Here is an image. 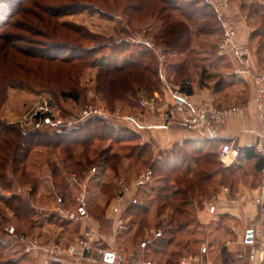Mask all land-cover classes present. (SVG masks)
<instances>
[{"label":"crops","instance_id":"0c3cea01","mask_svg":"<svg viewBox=\"0 0 264 264\" xmlns=\"http://www.w3.org/2000/svg\"><path fill=\"white\" fill-rule=\"evenodd\" d=\"M229 16L236 22L239 43L247 45L251 50L252 69L264 71V0H242L237 7L231 6ZM212 49L192 40L188 50L180 51V65L171 64V67L173 72L180 67V89L192 104L201 105L208 102L224 109L245 107L243 114L231 116L222 125L220 140L231 144L234 149L230 163L222 165L223 168L247 167L251 161L246 158L244 149L256 150L258 143L264 146V114L256 99L252 78L234 72L240 66L238 60L234 57L220 56L217 49L216 52H210ZM188 52L202 63L196 73L192 72L189 64L182 59ZM186 72H190L191 75L188 76ZM220 81L224 84L217 87ZM155 93H161L163 102L158 105L159 109H165L172 102L170 95L161 91ZM133 110L136 114L140 113L137 105ZM142 122L149 128L136 133L141 137L143 144H151L154 155L170 150L177 143L199 140L195 133L181 127L165 129L159 116L151 117L145 114ZM70 161L73 162L72 159L65 160L62 163L58 162L56 166L64 171L66 163ZM121 161L118 164L120 173L124 171V165L135 164L134 159L127 156H123ZM71 166H74V163ZM61 175L68 186L65 192L57 189L51 173L39 177V186L34 194L23 190L17 193L28 199L35 210L29 218L13 217L17 228L32 233L31 237L27 236V233L24 235L19 233L16 236L17 244H20L23 250L19 253L21 257L12 258L17 260L18 264H122L119 256L133 251H142L144 260L150 264H181V259L191 255L196 257L197 261H190L188 264H255L254 245L247 243V233L253 230L252 226L259 217V210L251 202L229 204L228 195L222 190L218 192L220 201L214 206L209 202L194 201L192 212L196 211L194 213L196 222L175 233L174 241L160 249L161 252L157 254L155 245L159 240L153 236L151 240L148 239L147 230L152 227L160 228L162 222L170 219L171 208L167 207L162 213H158L157 205L151 204L148 225L140 227L137 216L128 213L130 208L149 203L153 199L154 192L151 189L156 187L155 181L142 184L135 181L137 174H134L130 179L134 183L132 190L122 200L118 198L116 185L110 182L108 172L95 171L86 184L89 185L88 208L82 210L74 201V192L78 185L72 181L70 174L61 172ZM120 175L124 176L122 173ZM218 177L219 175H216L215 179ZM259 183L257 186H250L243 180H237L231 187L224 186L221 189L228 188L231 194L240 193L251 200L258 196L261 184ZM60 208L78 211L82 219L79 221L66 219L60 213ZM89 230L97 234L102 246L117 251L119 256L113 263H107L105 258L95 253L83 260H74L67 256L55 257L44 254L36 248L28 250L32 245L49 243L51 240L72 244ZM10 231L9 237L16 233V226L13 225ZM176 255L180 257V261L175 260Z\"/></svg>","mask_w":264,"mask_h":264},{"label":"rangeland","instance_id":"374dc122","mask_svg":"<svg viewBox=\"0 0 264 264\" xmlns=\"http://www.w3.org/2000/svg\"><path fill=\"white\" fill-rule=\"evenodd\" d=\"M107 1L109 2H107V6L104 5L101 8L109 11V13L111 14H115L113 17L109 16V14H107V16L102 15L100 11L93 8L89 12L78 13L59 19L62 23H68L67 27H61L59 22L57 24V28L56 23L58 20L48 17L45 12L48 7L60 6L62 5V3H68L65 0H29L27 1V3L25 2V4L22 6L25 10V13H21L16 16L12 13L14 15L13 18H6V21L9 22L6 26L2 28V30L0 31V35L3 34L13 36L14 38H12V42L10 43L0 40V53L2 54V52H5V56L7 53H11V55L14 54L15 57L19 59V64H4V66L8 67L9 70L11 69V67H13L15 79H18V81H23V83L20 84V89L10 90L6 94V96H4L6 100L2 105H0V119L3 122L17 126L19 128L20 125L23 126L25 124H28L25 121V118L34 109L33 107L36 103L37 97L39 95L52 94L55 98L53 97L51 99L54 100V102L57 104L58 109L61 111V115L63 117L74 116L78 118L80 112L83 109L87 107H93L95 109L103 110L104 112L108 113L109 116L104 119H106L109 124L115 125L116 127H126L129 130L133 131L127 124L120 120V117L136 114L133 108L135 105L138 106L140 97L142 95L145 97H151L153 95L148 96L146 94L140 93L136 98H132L131 96L128 97L127 95L128 101L117 102L115 105L111 104L109 100L105 99V95L97 93V88L100 83H103V86L106 87L108 90H111L112 87L110 85L111 81H108L107 78L103 77V72L100 71V64L97 63L99 64L97 65L96 61H101V66L104 67V69L106 68L112 71L120 69L123 67L124 63L129 60L131 53H137L140 50V46L150 50L154 54V69L158 71V80H160L158 91H162L163 88V83L160 79L161 71H164L165 75L168 77V80L171 81L175 86H180V67L176 72L174 71L175 73L173 72V68L171 67V64L179 63L180 65V52H168L164 48V46L155 41V38L161 33L162 29L168 22L171 23L185 20L183 15L180 12L172 11L170 9H168L167 11H161V9H159V11L153 12L152 15L149 16L135 15L134 19L131 20L127 18V16L125 17L122 14V12L124 11V7L126 6V1L122 0L120 5L115 4V0ZM173 1V3H176L178 5L186 3L184 2L185 0ZM205 1L207 2V0ZM241 1L242 0H229V8L227 9L228 18L236 27V29V22L230 18L229 13L231 10V6L234 5L237 7L241 3ZM14 4L15 3H13V5ZM212 9L214 8L212 7ZM254 10L255 9L252 7V11ZM43 16L47 18L46 20L48 21V23L46 21V23H42L40 21ZM118 22H121V25H118ZM190 26L191 31L193 32V36L191 35L192 40H196L200 45H207L212 47L213 49L210 50V52H216L218 50V46L222 38L220 39V26L215 18H212L210 20H199L197 21V23H190ZM198 28L201 30L209 29L210 31H212V33L208 35H198L196 34V29ZM81 29H83V31H80ZM123 30H125V33L122 34ZM56 41L69 43L70 45L67 48L68 50L59 49L58 51H56L54 49V51L49 52L50 54H59L60 57H67L71 55L75 58L84 59H81L76 62H71V64L69 65L64 63H49L43 60L29 59L28 57L21 56L20 53H15L14 50L15 48L29 49L30 47H34L32 49H35L37 52H40L41 50L39 49H50V47L54 45ZM144 41H150L153 44L155 50H152L145 46ZM122 42L124 44L131 45V52H126L120 55H113V47L121 44ZM182 59L183 61H185V63L189 64V68L194 73H196L199 67L202 65L200 61L196 60L197 58H195L193 54H191V52L186 53V55ZM93 63L95 66H92ZM38 68L39 72L35 70ZM4 72H6V70H4ZM187 75H191L190 72H188ZM121 81H123L122 78ZM121 81L118 78L113 87L117 86V88L123 89L122 86L124 83H122ZM154 83L157 82L155 81ZM70 91H77L80 94V103H75L71 99H66L62 96L63 93H68ZM86 122H80L77 126ZM44 129L55 131L53 128ZM91 144L92 146L88 148V150H85L83 147L73 148L70 151H65L63 147L57 150H48L43 148L35 149L31 153L30 158L28 159L24 169L21 170L23 172H20L18 176L16 173L14 174V171L12 169L13 162L11 157L7 156L8 151H6L5 149H0V162L7 163L8 161H10V163L8 162V166L7 168H5V170H0V175H4V173H6L7 178L4 180L13 181V183H11L12 187L9 190H0V194L4 199L0 200V241H2V243L7 247L5 251H1L3 255L2 261H10V263L13 264L12 258L21 257L19 253L23 250L21 249L20 244H17L16 238L19 233L21 235L27 233V236H32V233H30L29 230L17 228V225L13 219V217H16V214L5 205L6 202L9 201L12 196H15L18 192H21L22 190L26 191V193L31 194V188L33 187L34 182L37 181L39 177L51 175L52 166L57 165L58 162L62 163L65 160L68 161L69 158L73 160V162H65L66 168L64 169V171H62V169H60V171L67 173L68 175L70 174L72 181L78 185V189L74 192V201L75 196H77L81 192L82 188L84 189V187H86L88 202L89 185H86L88 184L87 182L90 181L91 175L95 171L97 173H102V171H104V169L101 168V166H103L102 164L104 162V157H111L113 155H118L119 159L112 158L108 162V165H104L106 167L104 173L107 171L109 179L111 178L110 182H113L116 185V194L118 195L119 199L123 200L131 192L134 183H132L130 179L133 178L134 174H137V179L135 181L138 182L141 180L142 176L148 171L152 172V181H155L156 186L158 188H171L172 183L174 185H177L174 188L180 187L182 180L180 175H168L167 172L164 173L162 171L161 166L158 163H155V161L159 159L160 156H163V158L166 157L167 155H164L165 153H161L162 155H145V158L143 160L134 158L135 164L132 163L127 166H123L124 171L121 173L126 177L120 175V167L118 164L122 162L121 158L127 155L130 156L131 153H134L133 155L138 156L139 153L143 152V148L146 147V144H143L141 140L128 142L125 144L114 143L111 140H99L93 141ZM139 160H141L140 163L138 162ZM73 163L74 166H71L73 165ZM217 164L218 165L216 166V168H211L210 171L223 172V166L219 163L218 160ZM83 165L86 167V169L85 167H83ZM238 167V171L234 175L235 179L234 177H229L225 181L222 180L221 177L216 178L214 182L212 181L211 183L213 191L210 192L208 190L209 193H205V190L207 189H201L199 192L200 195L195 200L200 203H202L203 201H205L206 203H210V201L214 199L218 200V192L224 190L221 188H223L224 186L231 187V185L235 184L237 180H243L247 182V184H249L250 186H257L258 182L261 183L262 175L258 174L255 171L253 164L247 167ZM24 173H26L25 176L27 175L26 179H23V177H21V175H23ZM227 173L228 172H225L224 174ZM165 175L168 176V179L164 181L161 180L163 177H166ZM74 177H76V181L74 180ZM62 179L63 178L60 177L57 178L58 184H64V182L61 181ZM120 182L128 185V191H126L125 194L121 192L122 185L120 184ZM182 184H184V186L187 185L186 183ZM57 189L59 191L62 190L59 188ZM172 189L173 188H171V190ZM236 194L241 195L240 193H235V195ZM231 195L233 197L235 196L234 194ZM182 199L183 198L181 197L180 201L176 204V206L179 207L181 211H185L186 206L181 203ZM230 199L231 197L228 196V202H230ZM14 201L12 200V204H14L15 206L18 205V202ZM159 206H157L158 213L160 212ZM62 210L69 211L68 209L60 208L61 214ZM70 212L76 214L78 213V211ZM195 212L196 211H194L193 213L188 212L184 218H180V221H194L193 217H195ZM81 219H78L77 221ZM148 219V214L140 216L139 220L141 225H139V227L143 225L147 226ZM258 220L259 217L254 222L252 229H255ZM168 221L169 219L166 220V224L168 223ZM13 225L16 226V235L13 234V236L9 237L8 235H10V230ZM155 228L156 227H152L147 230L148 239L151 240L152 236L155 237V231H161L163 233V229L161 227L156 229ZM88 233H91V235L94 236V239L96 241L98 240L97 234L94 231L89 230ZM44 244H60L62 246L69 245L60 243L59 241L56 242L54 240H51L49 243L47 242ZM96 244L102 246L99 241ZM115 252L117 253V251ZM136 252L141 253L144 257L142 251H133L124 256H119V254H117L119 258L121 257L122 259H124L125 257L128 258L130 255ZM192 256L193 255L187 257ZM175 260L180 261V257H176Z\"/></svg>","mask_w":264,"mask_h":264},{"label":"trees","instance_id":"16d2710c","mask_svg":"<svg viewBox=\"0 0 264 264\" xmlns=\"http://www.w3.org/2000/svg\"><path fill=\"white\" fill-rule=\"evenodd\" d=\"M27 1L29 0H0V31L9 22L6 21V18L11 19L14 17L13 14H15L16 16L21 13H25V10L22 6L25 4V2L27 3ZM65 1L68 3H62V5L60 6L48 7L45 10L48 17L58 20L56 23V27L60 22L59 19L78 13L89 12L93 8L100 11V13L105 16H107V14H109V16L111 17L115 15L101 8L104 5L107 6V0ZM123 1H126V6L124 7V11L122 12V14L125 17L127 16V18L131 20L134 19L135 15L149 16L152 15L153 12L159 11V9H161V11H167L168 9H170L172 11L180 12L183 15L185 20L171 23L168 22L162 29L161 33L155 38V41L164 46V48L168 52L186 51L190 48V46L192 45L191 35L193 36L190 23H197V21L199 20H210L212 18H215L220 26V39L222 38L223 30L218 15L205 0H185L184 2L186 3H183L182 5L173 3V0ZM114 2L115 4L120 5L122 0H115ZM13 3L15 4L13 5ZM46 19L47 18L43 16L40 21L42 23H48ZM59 24L61 27L68 26V23L65 22H60ZM118 25H121V22H118ZM196 30V34L198 35H208L212 33V31H210L209 29L201 30L198 28ZM80 31H83V29H81ZM123 33H125V30L122 31V34ZM12 38L14 37L3 34L0 35V40L7 43L12 42ZM69 45V43L56 41L55 44L50 47V49H39L41 50L40 52L32 49L34 47H30L29 49H16L14 47V50L15 53H20L21 56L28 57L29 59L43 60L49 63H64L69 65L71 64V62H76L81 59L83 60L84 58H75L71 55L67 57H60L59 54L52 55L49 53L54 51V49L56 51H58L59 49H67ZM139 48L140 50L137 53H131L129 60L124 63L122 68L117 70L112 71L106 68L105 70L104 67L101 66V61H96V64H100L97 65L101 67V69H99L101 72H103V77L107 78L108 81H111L110 85L112 87L111 90H108L103 86V83H100L97 88V93L105 95V99L109 100L111 104L115 105L117 102L128 101L127 98L129 96H131L132 98H136L140 93L150 96L159 90L160 80H158V71L154 69V54L150 50L142 46H140ZM126 52H131V45L124 44L123 42L119 45H116L112 49L113 55H120ZM4 54L5 52H2V54L0 53V105L5 102L6 99L4 96H6V94L10 90L20 89V84L23 83V81H18V79H15L13 67H11V69L9 70L8 67L4 66V64H19V59L15 57L14 54L11 55V53H7L6 56ZM92 66H95L94 63ZM4 70L8 72L6 73L4 72ZM35 70L39 72V68ZM118 78L120 79V81L121 78L123 79V81H121L122 83H124L122 86L123 89L117 88V86L113 87ZM155 81L157 83H154ZM223 84L224 82L220 81L217 87H221L223 86ZM47 95L51 98L54 97L52 94ZM62 96L66 99H71L75 103H80V94L77 91L63 93ZM140 139L141 137L137 133L129 130L126 127H116L115 125H111L104 118H92L86 123H83L77 127L69 130L63 129L61 131H52L48 129L23 131L19 127L5 123L0 119V149H5L6 151H8L7 156L11 157L13 162L12 169L14 171V174L16 173L17 176L20 172H23L21 170L24 169L31 153L35 149L43 148L48 150H57L63 147L65 151H70L73 148L83 147L85 150H88V148L92 146L91 143L93 141L111 140L114 143L125 144ZM223 143L225 142L221 140H186L182 144L177 143L170 150L163 152L165 153L164 155L167 156L164 158L163 156H160V158L155 161V163H158L161 166V169L164 173L167 172L168 175L170 174L173 176H181L182 180L180 187L174 188L177 185H174L173 183H170L171 188L176 190H171L170 187H152L151 190L154 192L153 199L149 201V203L137 205L132 209L130 208L128 213L130 212L134 214V216H137L138 219H140V216L148 214L150 206L153 203L157 206L160 205V213H162L167 207L171 208L172 216L170 217L168 223L164 224L166 222H162L159 226L163 229V235L158 238L159 241L155 245L157 254L161 252L160 249L165 248L167 245H170L174 241L175 233L185 230L186 227L191 226L196 222L195 217H193L194 221L192 222H189L187 220L181 222L180 218H184L188 212H192L193 202L196 201L195 199H197V197L200 195L199 192L201 189H207L205 190V193H209V191L212 192L213 188L211 186V183L212 181L214 182L216 175H219V177H221L222 180L225 181L229 177H234L235 179L234 175L235 173H237L239 167H222L223 172L210 171L211 168H216V166L218 165V152ZM145 146L146 147L143 148V152L139 153L138 156H135L133 155L134 153H131L130 156L127 155V157L143 160L145 158V155L147 156L154 154L151 144H146ZM244 154L246 158L251 161L249 163V166L253 164L255 171L258 174H261L264 169V157L253 148L244 149ZM112 158L119 159L118 155L104 157V162L102 164L103 166H101L104 171L106 168L104 165H108V162ZM68 160H71V158H69ZM141 160H139L138 162L140 163ZM8 162L10 163V161ZM8 162H0V170H5V168H7L8 166ZM219 163L222 165L220 161ZM83 167L85 166L83 165ZM51 171L52 175L54 176L56 187L62 189L61 192H65L66 190H68V186L65 183L64 179L61 180L64 182V184H58L57 182L58 177H63L61 175V171L57 168L56 165L52 166ZM225 172L228 173L224 174ZM25 174L26 173L21 175L23 179L27 178V175L25 176ZM6 178V173H4V175H0V190L3 189L5 191L9 190L12 187L11 183H13V181H5L4 179ZM166 179H168V176L163 177L161 180L164 181ZM182 183H186L187 185L184 186V184ZM38 186L39 181L37 179V181L34 182L33 187L31 188L32 194L35 193ZM142 188H148V186H142ZM181 197L183 198L181 200V203L186 206L185 211H181L179 207L176 206ZM0 200H4L1 194ZM12 200L18 202V205L15 206L14 204H12ZM5 205L11 211H13L18 218H29L35 211L30 201L26 198H23L19 194L12 196ZM6 248L7 247L2 243V241H0V264H11L10 261H2L3 255L1 251H5ZM176 257L177 255L175 256V258ZM12 262L13 264H18L17 260H13Z\"/></svg>","mask_w":264,"mask_h":264},{"label":"built area","instance_id":"2783aa9c","mask_svg":"<svg viewBox=\"0 0 264 264\" xmlns=\"http://www.w3.org/2000/svg\"><path fill=\"white\" fill-rule=\"evenodd\" d=\"M207 2L214 8L220 24L222 27V39L218 46L219 55L222 57H234L238 60L240 66L234 71L238 75L251 77L256 99L259 103V107L264 114V71H254L252 69L251 50L247 45L239 43L238 32L236 27L232 24L228 18L227 9L229 8V0H207ZM144 45L150 49H154L153 44L150 41H144ZM155 50V49H154ZM160 79L163 83L162 93L171 96L172 102L161 110L158 105L162 103L161 93H154L151 97L141 96L138 102L140 113L126 115L120 117L125 124H127L133 131L142 132L149 128L148 125L142 122V118L145 114L152 116H159L163 121V127L170 129L171 127H181L186 131L195 133L199 140H220L221 127L231 117L239 116L245 111V107H234L232 109H224L218 107L213 103H202L201 105L192 104L188 97L181 91L180 86H175L164 71L160 73ZM34 109L25 118L28 124L20 125L23 131H36L44 128H53L54 130L61 131L63 129H72L77 127L80 122H86L92 118H106L108 113L103 110L95 109L93 107H87L83 109L79 117L74 116L63 117L61 111L58 109L57 104L51 97L47 95H39L36 99ZM59 112V113H57ZM256 150L260 155L264 156V146L262 143L256 145ZM234 155V149L231 144L223 143L218 152V159L222 165L226 166L230 163V158ZM152 172H146L139 183L148 184L152 182ZM76 181V177H74ZM121 192L123 194L128 191V185L123 184ZM82 188V187H80ZM223 192L231 197L229 204H246L251 202L259 210V220L253 229V245L255 248L254 261L255 264H264V169L262 171V180L259 187L258 196L249 200L245 195H231L230 189L225 188ZM75 201L79 205V208L86 210L88 206L86 187L82 188L81 192L75 196ZM220 200L214 199L209 204L214 206ZM62 216L66 219L77 221L82 216L78 212L73 213L67 210H62ZM120 224L119 228H121ZM163 235L161 231H155L154 239H158ZM94 236L91 233H86L85 236L78 239L73 244L62 246L60 244H41L32 245L28 248L37 249L43 253L58 257L60 255H67L74 260H82L88 255L97 254L101 258H105L106 255L112 254L115 258H118V254L115 251L104 248L97 245ZM124 264H150L144 260L141 253L136 252L130 255L128 258H119ZM197 261L196 257H186L182 259L181 264H188L189 262Z\"/></svg>","mask_w":264,"mask_h":264},{"label":"water","instance_id":"95a60500","mask_svg":"<svg viewBox=\"0 0 264 264\" xmlns=\"http://www.w3.org/2000/svg\"><path fill=\"white\" fill-rule=\"evenodd\" d=\"M253 231L250 230L248 233H247V243L248 244H252L253 243ZM105 261L107 263H113L114 262V256L112 254H108L106 255L105 257Z\"/></svg>","mask_w":264,"mask_h":264}]
</instances>
